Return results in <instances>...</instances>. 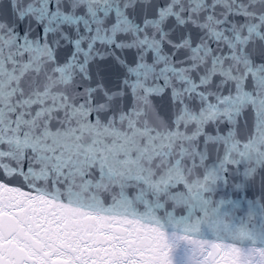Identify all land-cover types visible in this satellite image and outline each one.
Listing matches in <instances>:
<instances>
[{
    "label": "snow or ice",
    "instance_id": "snow-or-ice-1",
    "mask_svg": "<svg viewBox=\"0 0 264 264\" xmlns=\"http://www.w3.org/2000/svg\"><path fill=\"white\" fill-rule=\"evenodd\" d=\"M0 264H264V0H0Z\"/></svg>",
    "mask_w": 264,
    "mask_h": 264
}]
</instances>
